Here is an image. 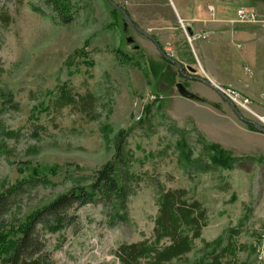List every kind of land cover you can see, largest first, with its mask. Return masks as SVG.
<instances>
[{"label": "rangeland", "instance_id": "374dc122", "mask_svg": "<svg viewBox=\"0 0 264 264\" xmlns=\"http://www.w3.org/2000/svg\"><path fill=\"white\" fill-rule=\"evenodd\" d=\"M112 1L144 34L108 0H59L72 16L65 25L43 0H0V120L4 131L17 132L0 134V191L16 181L23 162L59 166L61 173L51 177L55 185L22 201L23 210L34 209L75 182L89 183L96 169L115 158L126 132L124 221L113 220V209L98 204L77 208L71 225L49 234L56 264H120L113 255L120 243L152 238L159 187L185 188L208 214L202 239L170 264H210L213 255L217 264H254L262 242L254 238V256L253 226L264 223V133L248 130L227 99L184 79L164 56L191 66L219 89L249 98L251 112L237 111L264 127L258 118H264V0ZM207 4H214V16ZM239 6L254 10L259 21H231ZM2 13L9 14L8 22ZM189 27L197 33L193 41L187 39ZM85 42L86 56H73ZM116 50L134 53L138 66L119 62ZM183 80L195 98L179 95L176 86ZM64 82L77 99L92 95L88 112L50 108L35 119ZM3 91L13 93L16 107L3 104ZM211 142L244 156L242 165H212L205 149ZM188 151L197 163H187Z\"/></svg>", "mask_w": 264, "mask_h": 264}, {"label": "trees", "instance_id": "16d2710c", "mask_svg": "<svg viewBox=\"0 0 264 264\" xmlns=\"http://www.w3.org/2000/svg\"><path fill=\"white\" fill-rule=\"evenodd\" d=\"M43 2L53 14L54 19L61 24L65 25L72 21V16L65 15V9L59 0H43ZM35 10L38 13L42 12L38 6H35ZM9 17L8 13L1 14L5 22L9 21ZM87 46L85 42L83 47L73 53V56L78 54L86 56ZM115 52L119 62H131L138 66L134 61V53L122 50ZM72 57L66 61L68 65L72 62ZM164 58L171 65L178 64L174 59L171 60L165 56ZM181 67L184 71V67L182 65ZM59 90V94L53 97L52 105L44 106L39 113L33 111L38 113L35 119L50 108L56 113L67 106L77 111L88 112L89 107L92 106L91 94L77 99L67 88L66 82L60 85ZM1 96L4 105L9 108L16 107L13 93L3 91ZM246 126L248 130L257 131L251 124ZM4 130L5 126L0 120V134L17 136V132L13 130ZM125 134L126 132H123L120 136L115 158L96 169L90 176L89 183L75 182L68 189L59 191L48 201L31 210H23L22 201L31 199L40 189L55 185L51 177L61 173L60 167L37 165L32 162H23L19 165V177L0 191L1 264H56L49 234L61 232L71 225L76 219V209L87 204H98L107 210L113 209V220L124 221L126 213L124 206L128 197V189L121 181L122 165L125 161L122 141ZM179 145L182 149L186 148L184 141ZM3 147L0 141V151ZM205 149L211 152L209 160L212 165L230 168L233 164L235 166V163L242 165L240 163L244 160V156H234L230 151L213 142L205 146ZM185 156L187 163H197L195 159L190 160L189 151L185 153ZM248 159L256 160L253 157ZM207 167L203 166V168ZM158 192L152 238L120 243L113 251V255L120 264H141L142 259L145 264H170L192 251L196 239H202V229L208 218L207 210L202 202L188 198V193L183 187H159ZM218 241L219 239H215L207 243L210 245ZM217 257L213 255L210 264H217Z\"/></svg>", "mask_w": 264, "mask_h": 264}, {"label": "built area", "instance_id": "2783aa9c", "mask_svg": "<svg viewBox=\"0 0 264 264\" xmlns=\"http://www.w3.org/2000/svg\"><path fill=\"white\" fill-rule=\"evenodd\" d=\"M207 10L211 14V16H214L215 14V7L214 4H207ZM234 18L231 19V21H241L245 23H257L259 21L257 13L254 12V10L247 8L245 6H239L235 8L233 12ZM197 33L191 32L190 35H187L188 41H193L195 39ZM168 51H171L168 49ZM168 56L172 57L173 54L170 52H167ZM222 94L236 107L242 109V110H247L250 111V103L251 101L249 98L242 96L239 92H237L234 89H220ZM251 112V111H250ZM260 118L261 121L264 122V118ZM252 238H260L262 242V249L260 252V255H258V258L254 260V264H264V241H262V234H264V223L262 224H257L255 223L253 226V231H252ZM252 243V241H251Z\"/></svg>", "mask_w": 264, "mask_h": 264}, {"label": "water", "instance_id": "95a60500", "mask_svg": "<svg viewBox=\"0 0 264 264\" xmlns=\"http://www.w3.org/2000/svg\"><path fill=\"white\" fill-rule=\"evenodd\" d=\"M109 1V3L111 4V6H113L114 8H119V6L116 4V3H114L112 0H108ZM121 12H122V14H123V17L125 18V20L128 22V24H130V25H133V22H132V20L130 19V17L128 16V14H127V12L124 10V9H121ZM141 31V30H140ZM128 41H130V38H128L127 39ZM172 62H175V61H172ZM177 66H178V70H179V72L181 73V74H183V70H182V67H181V65H179V64H177ZM184 68H186L187 70H189L192 74H195V69L194 68H192L191 66H185ZM190 78H192V79H195V80H198V81H200V82H202V83H204V84H206L207 86H209V87H211L212 89H214L217 93H219L220 95H222V93H221V91H220V89L218 88V86L217 85H215L209 78H206V77H200V76H196V75H191V76H189ZM177 91H178V93H179V95L180 96H182V97H185V98H188V99H192V98H194V94L191 92V91H189L185 86H184V84L183 83H177ZM232 108H233V110H234V112L237 114V116H238V118L241 120V121H243L244 123H246V124H251V125H253L255 128H256V130H257V132H263L264 133V127H262V126H260V125H258V124H256V123H253L252 121H250V120H248V119H246V118H244L238 111H237V109L232 105Z\"/></svg>", "mask_w": 264, "mask_h": 264}, {"label": "flooded vegetation", "instance_id": "af4514ba", "mask_svg": "<svg viewBox=\"0 0 264 264\" xmlns=\"http://www.w3.org/2000/svg\"><path fill=\"white\" fill-rule=\"evenodd\" d=\"M118 6H119V8H115V9H117L119 12H121V9H123L119 4H117ZM122 13V12H121ZM128 14V13H127ZM128 16H129V14H128ZM130 17V16H129ZM133 22V21H132ZM130 25V24H129ZM134 30H136V31H139V32H141L140 30H139V28L137 27V25L133 22V25H130ZM142 33V32H141ZM142 34H144V33H142ZM146 36H148V35H146ZM149 37V36H148ZM150 38V37H149ZM151 39V38H150ZM155 42V41H154ZM185 71V70H184ZM183 71V74H181L183 77H184V79L185 78H190L189 76H191V75H189V74H186L185 72ZM183 84H184V86L185 87H188L187 86V80H183V82H182Z\"/></svg>", "mask_w": 264, "mask_h": 264}, {"label": "bare ground", "instance_id": "6f19581e", "mask_svg": "<svg viewBox=\"0 0 264 264\" xmlns=\"http://www.w3.org/2000/svg\"><path fill=\"white\" fill-rule=\"evenodd\" d=\"M263 235V234H262ZM260 239V238H259ZM253 242H254V238H253V241H252V248H253V251H254V256H255V249H254V246H253ZM255 260H256V257H255Z\"/></svg>", "mask_w": 264, "mask_h": 264}, {"label": "crops", "instance_id": "0c3cea01", "mask_svg": "<svg viewBox=\"0 0 264 264\" xmlns=\"http://www.w3.org/2000/svg\"><path fill=\"white\" fill-rule=\"evenodd\" d=\"M177 16H178V18H180V15L177 13ZM183 19H185V18H183ZM185 98V97H184ZM186 99H188V98H186Z\"/></svg>", "mask_w": 264, "mask_h": 264}]
</instances>
